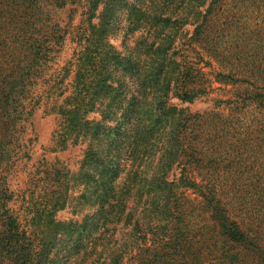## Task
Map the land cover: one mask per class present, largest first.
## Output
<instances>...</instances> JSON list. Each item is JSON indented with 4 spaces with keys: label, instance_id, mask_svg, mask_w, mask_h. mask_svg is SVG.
Wrapping results in <instances>:
<instances>
[{
    "label": "trees",
    "instance_id": "16d2710c",
    "mask_svg": "<svg viewBox=\"0 0 264 264\" xmlns=\"http://www.w3.org/2000/svg\"><path fill=\"white\" fill-rule=\"evenodd\" d=\"M228 1L0 0V264H264V0ZM67 5L76 49L50 73ZM197 46L231 86L202 114L170 104L212 89ZM40 109L53 151L83 156L39 159L15 190Z\"/></svg>",
    "mask_w": 264,
    "mask_h": 264
},
{
    "label": "rangeland",
    "instance_id": "374dc122",
    "mask_svg": "<svg viewBox=\"0 0 264 264\" xmlns=\"http://www.w3.org/2000/svg\"><path fill=\"white\" fill-rule=\"evenodd\" d=\"M226 8L236 6L237 3H233V0L228 1ZM240 6H238L239 8ZM70 5L62 10L59 13V22L60 25L68 30V37L64 43L62 51L56 60V64L53 66L50 73H53L57 68H61L65 65V63L70 59L74 50L76 49V42L73 41L74 37V29H76L77 25H79L81 20L80 11L76 14H71L69 12ZM256 12V11H255ZM237 15V13H234ZM72 16V19H71ZM260 19V18H259ZM249 24L254 25L256 22H259L257 17H255V13L253 12L249 18ZM186 30L189 32V36L192 34L193 27H187ZM124 32H118V34L111 39L113 45L118 47L121 45V41L123 40ZM196 48V47H195ZM198 52L200 55H196ZM196 52L193 49H188V58L193 63H198V66L202 68V70L208 75V78L212 81L211 90L207 96L202 97L199 100L194 101L193 103H182L179 100L172 98L170 100V104L176 106L177 108L186 109L187 112L192 114H202L203 112L211 111L215 107V100L223 99L224 95H228L227 91L231 90V86H224L215 81L214 73L219 72V66L215 63V61L209 59L204 52L197 46ZM199 58H202V61H199ZM207 63H210L208 65ZM72 79L70 76L69 81ZM234 90L231 91L232 95ZM95 117H97L95 115ZM58 120L54 115L46 114L42 109L35 111L31 116L28 117L26 123V132L28 137L36 138L35 142H33L31 147V161L30 162H22L18 165L16 172L10 178V186L15 190H23L26 188V184L29 181L28 174L33 171L32 165L36 164L39 159H45L47 162H55L58 161L63 165L67 166L70 171H77L79 167L80 160L82 159L83 152L85 146H68L64 150H55L53 143V132L57 127ZM177 172H175L176 174ZM177 178L179 177V173L176 174ZM172 177H170L171 179ZM196 183L205 186L206 181L201 179V177L195 175L194 178ZM187 195L191 199L195 198L196 195L192 190H187ZM78 217V216H77ZM58 218L64 221H68L71 219H76V215H72L71 209H67L58 214ZM79 219V217H78Z\"/></svg>",
    "mask_w": 264,
    "mask_h": 264
}]
</instances>
